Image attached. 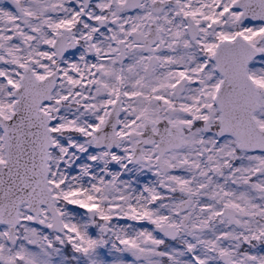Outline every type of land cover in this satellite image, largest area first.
Returning <instances> with one entry per match:
<instances>
[{
	"label": "snow or ice",
	"instance_id": "obj_1",
	"mask_svg": "<svg viewBox=\"0 0 264 264\" xmlns=\"http://www.w3.org/2000/svg\"><path fill=\"white\" fill-rule=\"evenodd\" d=\"M0 264H264V0H0Z\"/></svg>",
	"mask_w": 264,
	"mask_h": 264
}]
</instances>
